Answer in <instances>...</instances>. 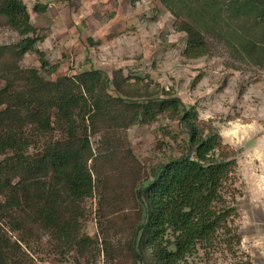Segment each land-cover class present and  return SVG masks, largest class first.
I'll return each mask as SVG.
<instances>
[{
    "label": "trees",
    "instance_id": "16d2710c",
    "mask_svg": "<svg viewBox=\"0 0 264 264\" xmlns=\"http://www.w3.org/2000/svg\"><path fill=\"white\" fill-rule=\"evenodd\" d=\"M160 1L187 33L186 56L209 54L216 38L264 67V0ZM1 26L21 39L0 44V264H37L33 243L60 260L74 252L75 264H96L102 253L108 264H184L222 242L236 254V164L219 132L200 126L195 105L119 70L50 79L43 57L41 69L21 65L44 39L24 0H0ZM163 114L178 117L185 151L148 167L127 130Z\"/></svg>",
    "mask_w": 264,
    "mask_h": 264
},
{
    "label": "rangeland",
    "instance_id": "374dc122",
    "mask_svg": "<svg viewBox=\"0 0 264 264\" xmlns=\"http://www.w3.org/2000/svg\"><path fill=\"white\" fill-rule=\"evenodd\" d=\"M24 1L44 39L21 65L41 69L43 57L50 65L42 71L50 79L86 69H101L111 78L118 70L141 76L151 88L159 85L195 105L200 126L219 132L222 151L236 164L229 190L239 212L235 224L241 242L236 254L222 242L210 255L201 251L184 264H264V67L237 56L216 38L209 54L186 56L187 33L177 28L175 15L160 0ZM37 4L46 7L37 9ZM20 39L16 30L0 27V44ZM177 118L163 114L127 130L143 164L151 167L185 151L186 135ZM88 205L94 208L95 201ZM86 227L91 235L97 232L93 215ZM47 249L32 244L37 264H75L76 253L60 260ZM96 264H108L103 253Z\"/></svg>",
    "mask_w": 264,
    "mask_h": 264
}]
</instances>
